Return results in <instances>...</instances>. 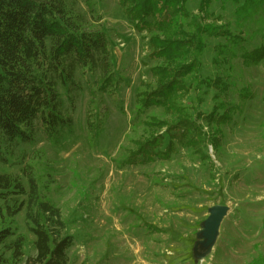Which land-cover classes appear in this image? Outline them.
Segmentation results:
<instances>
[{"label":"rangeland","instance_id":"rangeland-1","mask_svg":"<svg viewBox=\"0 0 264 264\" xmlns=\"http://www.w3.org/2000/svg\"><path fill=\"white\" fill-rule=\"evenodd\" d=\"M72 1L86 29L108 39L117 91L91 92L94 80L84 84L77 77L80 89L70 100L59 87L72 128L61 129L53 144L36 121L32 143L1 142L0 173L25 184L24 170L31 168L41 197L58 208L73 239L69 264H250L264 258V55L257 63L232 56L264 50V5L242 11L243 3L211 2L204 21L227 28L235 39L205 38L200 74L186 77L185 89L170 99L192 118L242 104L229 124L197 119L208 138L217 137V147L207 142L203 154L195 155L174 145L166 159L126 165L132 141L151 132L144 121L170 119L163 107L144 110L137 101L140 92L154 87L152 70L159 62L149 55L146 34L128 24L119 0H92V13L82 0ZM186 1L201 21L200 0ZM217 80L230 88L219 91L212 85ZM246 89L250 95L243 97ZM214 206L228 212L214 244L201 255L200 231ZM7 223L24 237L25 254L33 256L24 214Z\"/></svg>","mask_w":264,"mask_h":264},{"label":"trees","instance_id":"trees-1","mask_svg":"<svg viewBox=\"0 0 264 264\" xmlns=\"http://www.w3.org/2000/svg\"><path fill=\"white\" fill-rule=\"evenodd\" d=\"M82 1L92 13V0ZM213 1L243 3L242 11L252 6L255 11L264 5V0H200L203 8L199 21L188 11L186 0H119L128 24L146 34L149 55L159 62L152 70L156 83L137 95L138 104L144 110L163 107L170 115L164 123L153 117L144 121L151 132L132 141L124 164L143 165L166 159L174 145L195 155L203 154L207 142L217 147V137L208 138L197 122L199 114L192 118L175 99L170 103L174 95L185 89L186 77L200 74L205 38L235 39L227 28L204 21ZM85 24L84 14L72 0H0V162L5 161L1 142L32 143L36 121L41 122L44 134L53 144L57 143L61 129L72 128L73 121L61 100L59 87L70 100L80 89L77 77L84 84L94 80L91 92L117 91L108 39L101 31L86 29ZM239 55L247 62L257 63L264 50L232 54ZM213 83L221 92L230 88L219 80ZM240 95L248 97L250 92L246 89ZM241 105L227 103L201 118L208 124H229ZM217 112L220 116H216ZM94 123L88 122L89 128H94ZM100 125L98 121L95 127ZM26 168L25 184L19 176L0 173V264H69L68 251L73 239L58 208L41 197L31 168ZM19 213L24 214L27 231L33 237V256L25 254L24 237L5 224V220L10 221ZM250 264H264V258Z\"/></svg>","mask_w":264,"mask_h":264},{"label":"water","instance_id":"water-1","mask_svg":"<svg viewBox=\"0 0 264 264\" xmlns=\"http://www.w3.org/2000/svg\"><path fill=\"white\" fill-rule=\"evenodd\" d=\"M228 209L224 206H214L209 209L208 217L202 224V229L200 231V240L199 244L201 255L205 254L214 244L219 225L222 219L227 214Z\"/></svg>","mask_w":264,"mask_h":264}]
</instances>
